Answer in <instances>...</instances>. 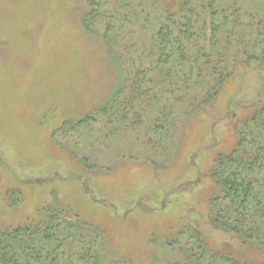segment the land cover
Masks as SVG:
<instances>
[{"label":"rangeland","instance_id":"obj_1","mask_svg":"<svg viewBox=\"0 0 264 264\" xmlns=\"http://www.w3.org/2000/svg\"><path fill=\"white\" fill-rule=\"evenodd\" d=\"M127 1L147 7L135 10L136 19H123L121 41L137 31L148 40L149 26L162 10L150 0ZM242 6L248 15L252 6ZM86 8L85 0H0V226L33 218L56 198L81 219L108 226L106 242L118 259L143 264L152 235L185 221L199 225L215 247L236 250L234 236L210 223L212 185L202 174L234 144L229 116L242 118L264 102L258 96L264 95V66L240 67L243 83L229 79L212 107L190 120L181 115L161 144L152 130L157 114L148 107L135 109L142 113L139 125L127 118L128 126L71 134L69 124L86 115L94 127V110L128 81L127 62L113 60L100 35L84 32ZM131 8H123L121 17ZM122 50L114 48L115 57ZM9 192L20 195L19 203L8 205ZM146 252L156 264L172 257L167 251ZM245 256L248 264H264V253Z\"/></svg>","mask_w":264,"mask_h":264},{"label":"trees","instance_id":"obj_2","mask_svg":"<svg viewBox=\"0 0 264 264\" xmlns=\"http://www.w3.org/2000/svg\"><path fill=\"white\" fill-rule=\"evenodd\" d=\"M85 1L84 32L100 35L109 56L127 62L128 81L94 110L92 122L100 125L89 126L90 114L69 124L68 133L93 134L117 123L128 126V120L136 126L141 123L139 112L148 107L157 114L152 130L159 133L161 144L181 115L190 120L212 107L229 79L237 77L243 83L246 77L238 72L240 67L264 66V0H150L162 10L155 14L154 25L146 12L145 18L152 24L150 37L147 40L137 31L130 34L129 41H121L123 19H136L135 10L147 7V2ZM242 2L252 6L248 15L243 13ZM127 6L132 11L121 17ZM114 48L124 52L115 57ZM252 108L242 118L237 113L229 116L234 144L227 153L220 151L202 174L212 185L210 223L233 235L237 249L215 247L199 225L185 221L177 228L155 232L145 244L146 251L171 253L166 264H248L247 252L264 253L263 100ZM6 195L9 206L19 203L20 195ZM103 226L81 219L54 198L36 210L33 218L0 226V264H136L130 258L114 256V247L106 242L111 231ZM146 251L143 264H156Z\"/></svg>","mask_w":264,"mask_h":264}]
</instances>
